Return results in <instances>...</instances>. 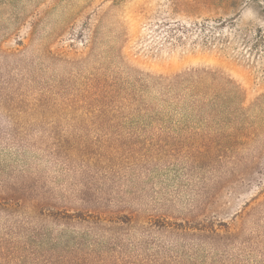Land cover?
<instances>
[{
    "label": "rangeland",
    "instance_id": "374dc122",
    "mask_svg": "<svg viewBox=\"0 0 264 264\" xmlns=\"http://www.w3.org/2000/svg\"><path fill=\"white\" fill-rule=\"evenodd\" d=\"M203 19L230 23L221 30L239 45L264 36V0H0V197L13 199L0 206V264H264V53L247 51L242 63L237 48L222 56L166 44L165 24ZM71 27L96 30L105 51L98 66L108 57L122 68L113 61L118 54L133 76L207 68L232 79L246 109L223 127L244 134L229 148L221 135L175 137L186 122H167L174 132L161 137L133 122L80 123L82 132L48 135L45 120L22 109L45 85L74 83L83 52L67 34ZM47 207L135 217L105 232L91 222L42 217ZM148 218L213 221L228 239L212 248L197 230L182 234Z\"/></svg>",
    "mask_w": 264,
    "mask_h": 264
},
{
    "label": "trees",
    "instance_id": "16d2710c",
    "mask_svg": "<svg viewBox=\"0 0 264 264\" xmlns=\"http://www.w3.org/2000/svg\"><path fill=\"white\" fill-rule=\"evenodd\" d=\"M228 24L230 23L220 19H203L188 25L165 24L169 26L165 31V42L171 47L201 46L215 53L218 52L222 56L227 55L228 48H237L236 51L243 58L242 63H245L248 52L251 54L255 51V54L263 55L264 49L258 47L264 45V36L257 34L252 40H244L241 44L235 45L229 41L230 34L227 35L221 30ZM88 30L89 28L85 30L82 27H71L67 32L74 41L80 43L79 46L83 52L79 60L75 61L79 68L74 74V83L70 85L64 81H58L50 87L45 85V88L40 89L38 93L25 98V107L22 111L44 119L49 126L45 129L48 135H53L56 131L63 134L82 132L84 126H79L80 123L101 125L133 122L137 124L141 132L161 137L174 132L166 130L164 125L167 122L172 121L178 124L186 122V127L175 128L173 133L175 137L189 136L207 139L221 135L228 140L226 146L229 148L233 147L237 134H244V129L241 127L229 126L226 129L223 127L240 120L246 109L242 91L232 79L207 68H192L170 76L149 74L133 76L122 66V60L118 54L114 55L113 61L122 68L112 66L108 57H105L104 62L98 66L95 61L103 57L104 44L96 36V30L90 33ZM78 43L68 45L76 47ZM60 61L70 64L74 60L61 59ZM61 121H67L68 125L60 127ZM154 124H159L160 127H155ZM11 200H13L12 197L1 196L0 206L7 209L6 207L11 206L9 203ZM45 209L39 212L42 217L73 219L81 223L91 222L89 224L93 225L92 227L105 232H110L118 221L130 225L135 217L131 212L129 215H116V213L104 215L105 211L93 214L91 211L67 212L63 209L52 212L49 207ZM146 221L150 223V226L155 225L162 229L173 227L182 234H194L197 230L196 233L202 236L198 239H202L216 249L219 248L222 240L228 239L227 236L221 235L213 221L206 224L202 223L203 220L189 223L148 218ZM106 222L112 226L107 227ZM219 224L224 225V231L230 237L235 239L239 237L237 233L230 231L232 228L230 224ZM3 249V245L0 244V255ZM118 263L122 264L123 260ZM125 264L133 263L130 261ZM201 264H205V261L201 260ZM207 264H233V262L222 263L220 259L218 261L212 259Z\"/></svg>",
    "mask_w": 264,
    "mask_h": 264
}]
</instances>
